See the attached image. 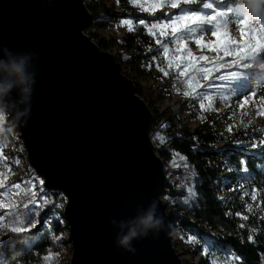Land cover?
Masks as SVG:
<instances>
[{
  "label": "water",
  "instance_id": "95a60500",
  "mask_svg": "<svg viewBox=\"0 0 264 264\" xmlns=\"http://www.w3.org/2000/svg\"><path fill=\"white\" fill-rule=\"evenodd\" d=\"M94 22L86 0H0V50L29 56L36 80L26 123L8 121L43 187L64 197L70 264H184L162 198L154 113L86 33ZM153 200L166 222L159 238L133 241L134 254L118 248L117 234Z\"/></svg>",
  "mask_w": 264,
  "mask_h": 264
},
{
  "label": "rangeland",
  "instance_id": "374dc122",
  "mask_svg": "<svg viewBox=\"0 0 264 264\" xmlns=\"http://www.w3.org/2000/svg\"><path fill=\"white\" fill-rule=\"evenodd\" d=\"M228 1L233 3L228 4ZM106 3L109 6L108 14L94 17L95 22L86 33L92 38L91 33H95L98 38L110 44L108 51L115 55L122 71L134 81L152 111L158 115L175 113L181 123L191 130L204 122H214V129L219 136L226 139L237 137L238 148L264 153V76L256 65L244 69L239 64H233V57L226 55L222 48L210 49L208 45H217V39L209 33H196L192 38L184 39L183 22L171 20L181 9L173 8L170 0H132L130 8H123L112 0H106ZM224 3L226 5L222 10L228 12L230 17L227 28H221V32L240 42L242 38L235 25L245 14L237 11L239 7L235 4L236 0H224ZM129 15L137 16L142 21V26L156 46L148 62L132 64L126 60L130 53L126 52L121 42L132 32ZM164 23H176L180 31L171 26L167 29L153 27ZM189 27L196 25L190 24ZM251 27L258 34H264V25L260 21L252 20ZM196 40L202 44H197ZM259 56L260 61L264 62V50L260 51ZM225 61L228 63L225 64ZM247 62L245 60L240 63ZM205 67L211 71L206 74L198 71ZM231 71L241 72V79L230 84L227 80L216 79ZM164 72L168 75L165 76ZM205 75H211L206 83L202 78ZM4 127L10 132L0 136V213L14 210L15 205L29 197L38 200L42 195L41 188L47 194L46 198L53 203L40 205L42 210L39 212L37 226L24 233L11 232L9 217L0 219V264H10L6 261L5 248L16 239H24L27 246L34 239H49L50 244L42 256L41 264H70L72 242L63 214L64 197L59 192H50L43 187L42 179L28 162L21 133L9 121ZM164 163L166 169L174 165L171 159L164 160ZM218 168L221 178L216 182V193L226 197V201H234L233 205L237 207L232 214L228 210V214L237 219L242 228L256 232L257 229L246 225L245 221L252 217L264 219V187L259 188L251 182L252 173L233 170L224 161H220ZM262 172L261 180H264ZM17 184L20 185L19 189L12 187ZM9 189L11 194L2 195ZM189 192L184 189L176 202L165 201L162 196L169 223L175 227L173 245L183 263L235 264L230 253L225 258L220 257L204 234L183 222L181 215L186 213L183 203L188 201ZM56 204L60 207L56 208ZM49 219L51 225H46L45 221Z\"/></svg>",
  "mask_w": 264,
  "mask_h": 264
},
{
  "label": "trees",
  "instance_id": "16d2710c",
  "mask_svg": "<svg viewBox=\"0 0 264 264\" xmlns=\"http://www.w3.org/2000/svg\"><path fill=\"white\" fill-rule=\"evenodd\" d=\"M112 1L123 8H130L132 0ZM179 2L180 9L198 12L201 9L202 0H192L190 4H185L184 0ZM230 2L232 1L227 3ZM86 5L95 18L108 14L106 0H86ZM225 5L217 10L223 11ZM237 11L242 12L240 8ZM129 17L132 32L121 42L126 52L130 53L126 60L132 64L148 62L155 53L156 46L142 26V21L137 16ZM91 35L101 48L108 50L110 44L105 39L98 38L95 33ZM210 76L204 78V83L208 82ZM137 90L140 94L138 87ZM153 113L152 138L156 151L163 160L171 159L174 164L172 168L166 169L167 179L162 193L164 200L176 202L184 189H188L189 199L183 203L186 213L181 215L184 223L204 234L220 257L225 258L230 253L235 264H264V219L252 217L245 221L246 225L257 229L256 232L247 231L237 219L228 214V210H231V214L237 210L233 205L234 201H226V197H220L216 193V182L221 178L218 168L220 161L230 165L233 170L252 173L251 182L263 188L264 180L261 178L264 153L238 148L237 137L226 139L219 136L214 129V122H204L191 130L181 123L175 113L158 115L154 110ZM49 242V239H34L27 246L24 239H16L5 248L6 261L10 264H41Z\"/></svg>",
  "mask_w": 264,
  "mask_h": 264
},
{
  "label": "snow or ice",
  "instance_id": "6c2138e0",
  "mask_svg": "<svg viewBox=\"0 0 264 264\" xmlns=\"http://www.w3.org/2000/svg\"><path fill=\"white\" fill-rule=\"evenodd\" d=\"M184 3L190 4L192 3V0H184ZM214 5L216 6L215 8ZM222 5H225L224 0H202L199 12L197 10L181 9L177 15L171 17V20L183 22L185 28L184 39L192 38L196 33H199V35H204L205 33L213 35L217 39V45H208V47L213 50H215L216 47L222 48L226 55H231L233 57V60L231 61L233 64H239L240 67L249 69L258 63H264L259 59L260 51L264 50V34H258L256 30L251 27V20L243 15L241 19L237 20L238 23L235 25V28L239 30L242 38L241 41L237 42L235 39H230L226 33L221 32V28H227L230 17L228 12L217 10L221 8ZM171 6L173 8H179V0H173ZM190 12L191 14H189ZM190 24L196 25V27H189ZM170 26L176 31H180V27L176 23H172L171 25L168 23L153 25L155 28L163 29H167ZM171 42L175 43V41ZM196 43L202 44L200 40H196ZM204 59H207V57ZM245 60L248 62L240 63ZM227 63L228 62L225 61V64ZM160 70L162 72L164 71L162 68ZM198 71L206 74L211 71V69L205 67L198 69ZM164 75L167 76L168 73L164 72ZM261 75L264 76V72H262ZM241 77V72L231 71L226 76H217L216 79L221 81L227 80L230 84L231 82L241 79ZM202 78L206 79L207 77L205 75ZM209 87H211V85H209ZM232 94L236 95L233 91ZM243 163L244 162H242V164ZM12 187L19 189L20 185L17 184ZM40 191L42 195L38 200H32L31 197H29L18 205H15L14 210L0 213V219L4 216L9 217V223L12 225L10 229L12 233H24L31 228H35L37 226L39 212L42 210L40 205H49L53 203L46 198L47 194L42 188ZM9 194H11V189L2 193L4 196ZM253 199H255V197H253ZM55 207L59 208L60 205L56 204ZM45 224L51 225V220H46Z\"/></svg>",
  "mask_w": 264,
  "mask_h": 264
},
{
  "label": "clouds",
  "instance_id": "9594fccd",
  "mask_svg": "<svg viewBox=\"0 0 264 264\" xmlns=\"http://www.w3.org/2000/svg\"><path fill=\"white\" fill-rule=\"evenodd\" d=\"M237 6L249 20L260 21L264 25V0H236ZM30 57L14 54L8 48L0 50V136L10 132L4 125L11 118L15 122L24 121L30 113L31 96L36 83L35 75L28 72ZM258 71L264 72V63L256 65ZM13 92L16 97L13 98ZM166 226L162 214H158V203L153 200L145 214L129 222L126 230L117 234L116 246L135 253L133 241L147 238L159 233Z\"/></svg>",
  "mask_w": 264,
  "mask_h": 264
},
{
  "label": "bare ground",
  "instance_id": "6f19581e",
  "mask_svg": "<svg viewBox=\"0 0 264 264\" xmlns=\"http://www.w3.org/2000/svg\"><path fill=\"white\" fill-rule=\"evenodd\" d=\"M18 130V129H17Z\"/></svg>",
  "mask_w": 264,
  "mask_h": 264
}]
</instances>
